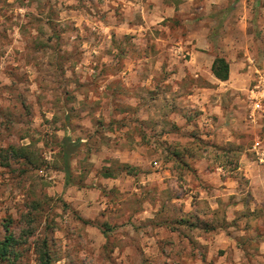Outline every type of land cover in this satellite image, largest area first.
Segmentation results:
<instances>
[{"label":"rangeland","instance_id":"obj_1","mask_svg":"<svg viewBox=\"0 0 264 264\" xmlns=\"http://www.w3.org/2000/svg\"><path fill=\"white\" fill-rule=\"evenodd\" d=\"M132 1L150 3L0 0V242L14 238L0 264H37L40 251L52 264L215 263L224 253L207 255L196 239L226 225L223 206L213 212L205 200L212 187L194 163L204 156L229 162L228 153L252 146L254 134H243L238 150L203 144L205 114L186 102L199 81L177 74L196 51L209 61L264 59V32L241 29L238 19L255 1L220 12L208 50L189 42L193 33L180 17L140 29L146 20ZM261 5L253 4L250 22ZM173 112L202 129L188 128L190 140L171 137ZM64 136L78 143L69 185ZM256 215L264 218V210ZM239 242L247 252L235 254L237 263L264 264L257 241Z\"/></svg>","mask_w":264,"mask_h":264},{"label":"crops","instance_id":"obj_2","mask_svg":"<svg viewBox=\"0 0 264 264\" xmlns=\"http://www.w3.org/2000/svg\"><path fill=\"white\" fill-rule=\"evenodd\" d=\"M151 1H154L155 5H152ZM235 1L237 0H147L150 2L147 11L146 4L142 5L140 1L138 3L132 1V4L141 9L140 12L146 20L137 25L140 29L146 30L147 26L150 28L149 22H155V19L156 22H161L180 17L181 23L184 24L183 27H189L193 33L189 42L196 48L208 50L209 33L215 28L212 27L215 19L220 17L221 11L224 15L230 10L231 5H235ZM254 1V5L259 2V0ZM242 2L248 3L247 0H238L239 4ZM249 4L250 7L246 5L243 11L240 10L238 13L240 28L243 29V26L250 25L256 32H264V6L261 5L258 8L260 12L256 14V19L250 22L252 20L250 11L253 4L250 2ZM216 24L218 27L224 24V21L220 19ZM254 60L248 62L244 58L232 62L227 59L230 64V76L227 81H220L212 72L214 58L211 57L209 61L207 55L196 51L195 56L186 62L182 71L177 74L181 80L189 77L194 81H199L189 89V99L186 102L190 100L191 106L205 114L204 120L208 133L204 134L205 136H198L203 144L210 145L213 150L222 144H237L238 147L242 142L243 134L247 132L254 134L252 146H244L245 148L240 146L241 149L238 147L237 150H239L235 157L232 155L233 152L228 153L226 158H229V162L213 164L212 160L204 156L194 163L200 181L204 178L206 184L212 187L211 193L206 195L205 200L208 201L213 212L220 205L223 206L226 225L224 228L209 225L213 227L206 229L204 235H197L196 239L206 245L207 255L210 251L214 254L218 250H223L224 253L218 256L219 260L215 263L208 262L206 259L205 261L201 259V263L195 258L185 264H240L237 263L235 254L247 252L239 242L242 238L250 242L257 241V254H260L264 260V236L261 235L264 218L256 215L260 210H264V90L262 89L264 87V59ZM254 71L257 74L254 78H258V85L251 88L250 78L255 75ZM242 80H248L245 86L237 82ZM243 95L251 98V101L249 102ZM226 96L236 98L231 103L225 99ZM248 102L250 104L247 106ZM248 108H251L250 114H248ZM145 112L141 110V121L148 118L143 114ZM168 119L173 120L172 124L177 127L176 134L171 136L173 138L190 140L189 133L185 134L188 128L202 129L201 124L197 126L188 124L185 116L177 112L169 113ZM254 151L256 155H252ZM241 179L245 180L244 186H242ZM239 223H243L244 226L236 228ZM194 226L199 229L198 226ZM247 264H252V262Z\"/></svg>","mask_w":264,"mask_h":264},{"label":"trees","instance_id":"obj_3","mask_svg":"<svg viewBox=\"0 0 264 264\" xmlns=\"http://www.w3.org/2000/svg\"><path fill=\"white\" fill-rule=\"evenodd\" d=\"M212 72L214 76L220 81H227L230 76V64L227 59L223 56L216 57L212 65ZM77 148L78 143L73 141L70 137L64 136L61 140V155L63 160V171L66 176V185H69L71 177L70 157L77 151ZM84 222L86 224H91L89 221ZM104 234L106 233L104 232ZM13 241V236L9 235L0 242V260L7 259L11 250V243ZM37 264H52V258L50 254L45 251H40L38 253Z\"/></svg>","mask_w":264,"mask_h":264},{"label":"built area","instance_id":"obj_4","mask_svg":"<svg viewBox=\"0 0 264 264\" xmlns=\"http://www.w3.org/2000/svg\"><path fill=\"white\" fill-rule=\"evenodd\" d=\"M263 86H264V80H263ZM260 87V86H259ZM264 90V87L262 88Z\"/></svg>","mask_w":264,"mask_h":264}]
</instances>
